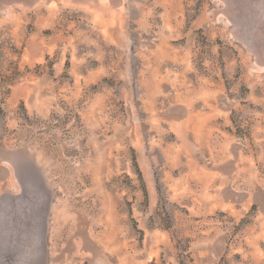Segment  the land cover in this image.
Segmentation results:
<instances>
[{
  "label": "rangeland",
  "instance_id": "374dc122",
  "mask_svg": "<svg viewBox=\"0 0 264 264\" xmlns=\"http://www.w3.org/2000/svg\"><path fill=\"white\" fill-rule=\"evenodd\" d=\"M0 264H264V0H0Z\"/></svg>",
  "mask_w": 264,
  "mask_h": 264
}]
</instances>
